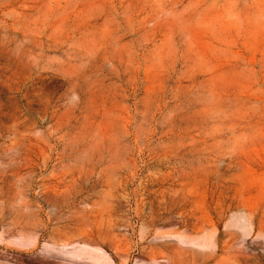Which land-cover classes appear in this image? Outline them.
<instances>
[{"label": "rangeland", "instance_id": "374dc122", "mask_svg": "<svg viewBox=\"0 0 264 264\" xmlns=\"http://www.w3.org/2000/svg\"><path fill=\"white\" fill-rule=\"evenodd\" d=\"M0 264H264V0H0Z\"/></svg>", "mask_w": 264, "mask_h": 264}]
</instances>
